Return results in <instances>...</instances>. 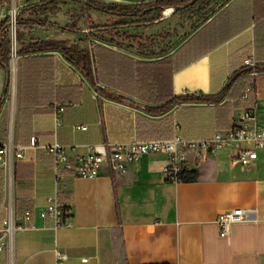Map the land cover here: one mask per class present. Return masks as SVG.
<instances>
[{"label":"crops","instance_id":"1","mask_svg":"<svg viewBox=\"0 0 264 264\" xmlns=\"http://www.w3.org/2000/svg\"><path fill=\"white\" fill-rule=\"evenodd\" d=\"M101 1L118 9L142 4L141 0ZM235 1L180 44L171 36L175 21L172 8L163 12L155 9L162 18L151 27H146L139 14L132 25L116 27L123 16L106 14L100 19L112 25L97 28L101 31L97 38L60 26L53 27L56 33L71 35L45 40L34 34V27L29 28V45L22 50L64 48L77 60L87 59L88 75L72 66L60 50L31 51L21 58L52 57L53 75H46L44 84L34 89L32 103L22 112L21 75H17L12 108L7 101L9 86L3 90L0 134L6 137L12 118L14 141L25 151L24 158L17 162L15 187L17 223L23 228L14 238L12 263L4 250L0 252V264H57V250L68 256L66 264H264V149L246 168L231 159L234 147L201 158L190 152L184 166L198 173L195 182L168 180L163 171L169 164L167 156L153 154L130 163L123 174L113 173L104 164L96 178L68 176L59 183L52 155L43 148L58 142L69 147L70 155L76 158L103 143L121 145L175 136L211 139L231 129L244 111L252 109L264 129V71L258 72L253 81L255 94L235 99L226 112L220 108L227 98L218 105L180 102L166 106L174 98L220 93L231 84L233 75L245 69V60H255V40L259 45L255 62L264 66V0H244L238 5L236 14L243 17V27L229 40L181 70L176 71L174 61H168ZM258 23L261 25L255 34ZM127 34L133 41L126 45ZM142 38H150L156 47L149 54L139 48ZM100 90L124 97L127 102L109 98ZM59 105L66 108L60 127L55 121ZM77 125L88 129L76 130ZM32 137L39 139L36 148L31 147ZM2 186L0 236L8 215L2 192L4 178ZM55 195L70 227L55 229L51 220L40 216ZM27 209L33 211L32 227L22 216ZM236 209L245 211V221L234 224L229 236L223 238L218 219Z\"/></svg>","mask_w":264,"mask_h":264},{"label":"built area","instance_id":"2","mask_svg":"<svg viewBox=\"0 0 264 264\" xmlns=\"http://www.w3.org/2000/svg\"><path fill=\"white\" fill-rule=\"evenodd\" d=\"M41 0H6L0 4V23L8 19L9 27L12 31V45L14 46L12 59L11 81L9 84V95L7 101H10V107H13L17 88V75H14V64L18 57L17 45V27L18 18L21 10L30 4L39 3ZM245 67L252 68L251 76L258 74L255 70L256 62L254 58L245 60ZM255 94V84L250 83L243 94L244 99L250 98ZM66 108L57 106L55 111V121L57 126L63 124ZM76 130L86 131L87 126H75ZM39 139L31 138V147H38ZM234 147L236 152L231 154V159L242 167L252 166L259 158V151L264 149V129L260 128L257 121L255 109L246 110L237 119L236 124L225 132L216 133L211 139L187 140L181 136H175L170 140H150L136 141L128 144L111 145L103 143L91 147L90 152L85 156L73 158L69 153V147L58 142L52 146L43 147L52 155V167L56 175L57 182L61 183L68 176L74 178L92 179L100 175L104 164H107L113 173L123 174L127 165L138 161L144 156L153 154H164L168 158V166L163 170L168 180L180 183L179 174L186 169L187 157L190 152H196L197 157L215 154L220 150ZM25 148L18 145L13 137V122L10 119V130L3 139L0 134V167L4 170V192L5 201L8 209L7 218L4 219L2 226V235L0 236V252L7 250L11 259L14 255V238L16 232L23 226L17 223L19 218L15 199V166L18 161L24 158ZM27 221L28 227L31 226L33 211L27 209L22 214ZM44 220H51L55 229L70 227L67 221L64 207L60 204L58 196L55 195L48 200V205L40 212ZM245 221V211L236 209L222 214L218 219L221 237L229 236L234 224ZM57 264H66L68 256L57 250L55 252ZM87 260H84L86 262Z\"/></svg>","mask_w":264,"mask_h":264},{"label":"trees","instance_id":"3","mask_svg":"<svg viewBox=\"0 0 264 264\" xmlns=\"http://www.w3.org/2000/svg\"><path fill=\"white\" fill-rule=\"evenodd\" d=\"M66 0H48L46 2H39L36 4L28 5L22 10L28 9L32 10L31 12H39L43 6L57 5ZM141 5H135L131 7L135 11L146 7L149 10L156 9L159 12H163L168 8H175L185 6L184 9L180 11H185L196 6V4L202 0H151V2L146 3L148 0H141ZM244 0H236L233 4L227 7L222 11L217 17L211 20L205 27H203L195 36H193L184 46H182L172 58H169L168 61L173 60L175 64V70H181L182 68L188 66L191 62L197 60L203 56L208 51L214 49L225 41L229 40L233 35H235L241 27H243V17L236 14V8ZM256 1V0H255ZM256 5V3H255ZM254 5V7H255ZM86 7L88 8H97L91 1H86ZM130 8L118 9L117 7H108L107 9L98 8L99 11H102L105 14L117 15V16H135L137 13H129ZM21 10V11H22ZM239 13V12H238ZM241 14V13H240ZM7 20L6 26L3 25L0 27V54L6 52L9 54L8 50L11 46V39L8 34L5 32V28L9 27V20ZM262 23V22H261ZM261 23H258L255 27V34L260 28ZM18 25H33L39 27H60L56 23H50L45 21H25L21 23L18 18ZM44 50H60L66 60L74 67L78 68L83 74L88 75V62L85 57L80 59H75L74 55H71L70 51L56 46H51L47 48H33L31 50H20V55L24 56L33 52H42ZM259 58V45L257 40H255V60ZM1 63V62H0ZM144 65H150L152 63H143ZM256 72H263V65H256ZM252 68L245 67L242 71L236 73L231 78V84L225 87L220 93L216 95H195V96H185L174 98L166 106H173L180 102L183 103H197V104H215L218 105L223 102L224 99H228V102L225 103L220 110L226 112L230 110L232 101L235 99L240 100L243 97L244 92L246 91L247 86L252 83L256 77L251 76ZM249 74V75H245ZM20 75H21V112L32 103L34 98L35 91L34 89L42 86L47 78L46 75H53V59L48 56H36V57H23L20 60ZM245 76L244 78H242ZM242 78V79H241ZM237 82L235 87L233 85ZM233 88V89H232ZM232 91V92H231ZM101 94L115 99L120 102H127L124 97L116 96L110 92L100 90ZM231 92V93H230ZM230 93V94H229ZM43 94V93H41ZM218 108V106L216 107ZM149 112H152L151 110ZM15 166V179H17V172ZM4 170L0 167V186L3 185ZM179 178L181 182H195L198 179V173L196 171H189L184 169L180 174ZM3 199L2 193H0V201Z\"/></svg>","mask_w":264,"mask_h":264},{"label":"rangeland","instance_id":"4","mask_svg":"<svg viewBox=\"0 0 264 264\" xmlns=\"http://www.w3.org/2000/svg\"><path fill=\"white\" fill-rule=\"evenodd\" d=\"M46 1L48 0H41L40 2L43 3ZM86 1L87 0H66L57 5L43 6L38 13L34 12L35 14L31 12L32 10L25 9L20 12L19 20L21 21V23H24L25 21L28 20L29 21L41 20L45 22L56 23L59 26H61V28L65 27V30H67V28H73V31H77V32L82 31L83 33H85V35H90L91 33V35H94L96 38L101 37V31H98L97 28L105 27L106 25L111 26L112 23L110 21L105 23L103 22V19H100V18H106L107 16H105L106 14H104L102 11H99L98 8L107 9L108 7L101 0H89L97 8H88L85 6ZM230 1L231 0H202L198 2L196 6L193 8H190L185 11L184 10L176 11L172 18L175 19L173 25V32L171 34L174 43L180 44L182 41L186 39V37L190 36L194 31L199 29L204 22H206L211 17H213L222 7L227 5ZM4 2H6V0H0V4H3ZM128 11L129 13L135 12L141 15L142 20H144V22L146 23V27L157 25L159 20L162 18V16L159 15V13L155 11V9L149 10L146 7H143L137 11L131 8ZM98 18L100 20H98ZM136 18H140V17H136ZM121 19L122 20L119 19L120 22H116L119 24H115V25L113 24V25L116 27H120V26L128 27L133 24L132 21L134 19V16H123L121 17ZM5 21L7 22V20L5 19L0 23V27H2L3 25L6 26L7 23ZM30 27H34L35 29L34 34H36L37 36H42V38L45 40H47L49 36H56L60 39V37H68L69 35H71L70 32L56 33L55 32L56 29L53 27L51 28L47 27V29H41V28H37L38 26H33V25H20V26L18 25L17 40H16L17 41L16 50L18 57L16 59V64H15L18 69L17 75H20V69H19V64L21 60L20 50L28 47L29 45L28 43L29 34L27 31L30 30L29 29ZM4 30L11 39L13 34L11 28L7 27ZM90 30H92L94 34H92ZM185 31L186 34L184 33ZM126 37H128V34L125 35L124 37L125 44L127 45L128 42L131 43L133 40L132 37L130 36L128 38ZM152 42L153 41L150 38L140 39L138 41L140 50L143 51L144 53L149 54V52H151L152 49L156 48L155 45L152 44ZM13 51H14V46L11 43V46L8 50L9 54L6 52L4 53L2 52L0 54V62H1L0 63V69H1L0 70V100L4 94L3 90L5 91L7 86H9L11 81V75H13L12 63H11L13 59V55H12ZM4 83H5V87H4ZM259 120L261 121V117H259ZM2 192H4V188H2Z\"/></svg>","mask_w":264,"mask_h":264},{"label":"water","instance_id":"5","mask_svg":"<svg viewBox=\"0 0 264 264\" xmlns=\"http://www.w3.org/2000/svg\"><path fill=\"white\" fill-rule=\"evenodd\" d=\"M194 1H196V0H194ZM184 8H185V6L175 7V8H173V11H174V12H176V11H180V10H182V9H184Z\"/></svg>","mask_w":264,"mask_h":264},{"label":"bare ground","instance_id":"6","mask_svg":"<svg viewBox=\"0 0 264 264\" xmlns=\"http://www.w3.org/2000/svg\"><path fill=\"white\" fill-rule=\"evenodd\" d=\"M168 13H171V11L170 12H168ZM17 66L14 64V75H17Z\"/></svg>","mask_w":264,"mask_h":264}]
</instances>
